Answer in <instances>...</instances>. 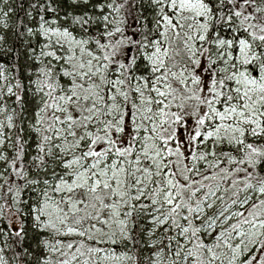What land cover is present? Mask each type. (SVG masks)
Masks as SVG:
<instances>
[{
  "label": "snow or ice",
  "instance_id": "snow-or-ice-1",
  "mask_svg": "<svg viewBox=\"0 0 264 264\" xmlns=\"http://www.w3.org/2000/svg\"><path fill=\"white\" fill-rule=\"evenodd\" d=\"M0 264H264V0H0Z\"/></svg>",
  "mask_w": 264,
  "mask_h": 264
}]
</instances>
